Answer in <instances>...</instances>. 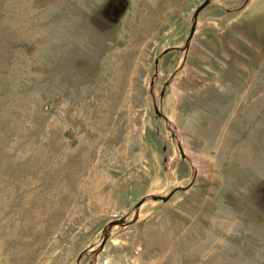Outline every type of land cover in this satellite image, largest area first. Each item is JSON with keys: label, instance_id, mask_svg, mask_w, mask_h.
Returning <instances> with one entry per match:
<instances>
[{"label": "rangeland", "instance_id": "obj_1", "mask_svg": "<svg viewBox=\"0 0 264 264\" xmlns=\"http://www.w3.org/2000/svg\"><path fill=\"white\" fill-rule=\"evenodd\" d=\"M205 1L0 0V264H264V0Z\"/></svg>", "mask_w": 264, "mask_h": 264}, {"label": "water", "instance_id": "obj_2", "mask_svg": "<svg viewBox=\"0 0 264 264\" xmlns=\"http://www.w3.org/2000/svg\"><path fill=\"white\" fill-rule=\"evenodd\" d=\"M211 2V0H206L198 9L197 13L200 12L203 8H205L206 6L209 5V3ZM195 33V24L194 26L191 28L190 34L188 36V41H190L192 39V37L194 36ZM155 111H156V115L160 116L162 118H165V116L159 111L158 107H155ZM174 194V191H172L168 196H153L152 199L157 201V200H162V201H168L171 196ZM143 202V200L141 202H139L137 204V206L141 205ZM105 244V240L102 243V246Z\"/></svg>", "mask_w": 264, "mask_h": 264}]
</instances>
